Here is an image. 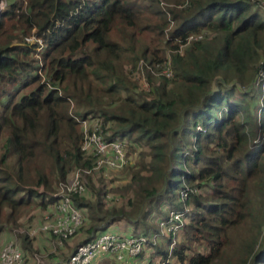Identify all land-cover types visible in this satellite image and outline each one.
Segmentation results:
<instances>
[{
	"label": "trees",
	"instance_id": "1",
	"mask_svg": "<svg viewBox=\"0 0 264 264\" xmlns=\"http://www.w3.org/2000/svg\"><path fill=\"white\" fill-rule=\"evenodd\" d=\"M140 59H169L172 77L147 74L145 92L134 81ZM73 116L97 118L107 141L148 157L124 186L73 198L74 236L84 234L74 250L103 233L149 236L150 223L187 206L172 264H264L261 226L244 227L250 183L254 194L264 186V141L254 143L264 134L260 0L10 2L0 12V234L53 205L69 168L92 166ZM111 192L126 204L105 206Z\"/></svg>",
	"mask_w": 264,
	"mask_h": 264
},
{
	"label": "built area",
	"instance_id": "2",
	"mask_svg": "<svg viewBox=\"0 0 264 264\" xmlns=\"http://www.w3.org/2000/svg\"><path fill=\"white\" fill-rule=\"evenodd\" d=\"M264 6V0H260ZM6 8V2L0 1V12ZM193 38H189L192 40ZM28 43L40 44L37 37L26 38ZM141 62V61H140ZM144 63L143 68H135L134 77L141 81L142 90L149 91L147 74L155 77H172L171 62L168 61L163 66L151 67ZM74 120L82 125L83 140L81 150L85 155L91 156L94 161L90 169L77 170L67 182L61 184L60 189L53 196L56 202L49 207L50 211L45 215L37 229L32 230L30 235L51 236L54 240L53 249L63 247L62 243L72 238L78 228L82 225V215L73 203L74 197H85L87 190L85 186V176L92 172H105L106 170H117L126 164V147L119 141H107V135L100 121L93 125L89 124L88 119H81L73 116ZM264 141V134L258 135L254 141ZM186 188L180 191L178 199L183 202L187 198ZM191 192H197L193 190ZM184 211L172 210L167 213L165 218L158 219L159 236L168 239L166 255L152 257L156 249V235L144 236H124L116 233H103L94 240L78 246L70 256L64 261H57L53 264H92L98 258H111L122 264L129 260L143 257L144 264H172L173 250L178 245L187 219L184 217L189 211L185 206ZM26 256L20 248L17 232H13V237L3 245L0 251V264H25Z\"/></svg>",
	"mask_w": 264,
	"mask_h": 264
},
{
	"label": "rangeland",
	"instance_id": "3",
	"mask_svg": "<svg viewBox=\"0 0 264 264\" xmlns=\"http://www.w3.org/2000/svg\"><path fill=\"white\" fill-rule=\"evenodd\" d=\"M3 1L6 2V7L8 6V4L10 2H13V0H3ZM164 7L167 8L170 6L168 4H164ZM31 37H34V36L31 35L30 38ZM184 48L185 47H182L181 51H183ZM35 58H39V56L38 57L35 56ZM144 62L146 63V61H144ZM133 67L139 68V69L143 68L144 63L140 59V60H138V62H136V64ZM157 79H159V77L153 76L150 78V80H157ZM134 81L142 89L141 81L136 79V78ZM74 108L75 107H74V103H73V105H71V108H70L71 113H74ZM97 120H98L97 118L88 119L90 125H93ZM79 128L80 129L83 128L81 124H79ZM125 152H126V164L123 166V168L117 169V170H106L105 172H92L91 174L85 176L84 183L86 186L87 195L83 198L87 199L88 201L94 202L96 196L94 195L93 189H97V188L99 189L102 184H106L107 189H112L114 187L124 186L126 183H128L130 181L131 171H135V170L139 169L138 164L140 162V157H141L140 153L144 154V159L146 160V163L148 162V157L145 156L146 154L143 151H140V150L135 151L132 147H127ZM90 168H83L82 170H86V169H90ZM79 169H80L79 167L78 168L77 167L69 168V172L67 174L66 179L56 185L54 193L60 189L59 186H61V184H64L65 182H67L69 180V178L71 177V175H73ZM253 184H254L253 182L250 183V187L248 190V198L251 202L250 208L252 210L254 217L252 218L251 221H248L244 227L247 230H251L253 228L252 224L253 225H257V224L260 225L261 226L260 227L261 228V237L263 238L264 237V186L262 187L261 190H259L258 194L257 193L254 194V190H256L257 187L254 188V190H253V187H254ZM254 195L256 198H254L255 199L254 203H252L251 200L253 199ZM102 199H103L105 206H107L108 208L115 207V208L119 209V208H121V206H124L126 204V200L123 199L122 197H120L115 192H111L110 194L108 193V194L104 195L102 197ZM32 216H33L32 220H28L27 215L22 216V218L20 220L19 227L15 228L11 231L17 232V239H19V238L21 239L23 236H27V239L30 242V245L32 247V252L27 253L25 264L48 263L49 261H51L54 258L51 256H55V255H52L50 253V248H51L50 243H53V238L51 236H49V237H51V240H48L49 243L47 245H45L42 243L43 239L41 238V236L38 237L37 234L30 235L32 230L37 229L38 224L41 223L42 221H44V217H42L41 215H39L36 212H33ZM150 224H152V225H149V226H153V227L157 226V229H158V223L157 222L156 223L152 222ZM9 232L6 231V232H3L2 234H0V251H1V248L3 247L2 245L8 240L7 237L8 236L10 237ZM82 238H84V234H82V233H80L76 236H73L70 239V241L68 243H66L67 246H64L65 252L67 251L68 254L71 253L72 250L75 248V246L78 244V241L80 242L82 240ZM180 240H181V237H180V239H178L177 244L180 243ZM159 248H160V250L165 251L167 249V246L166 245H160ZM64 260H65L64 258L59 259V261H64ZM105 264H113V263L106 262Z\"/></svg>",
	"mask_w": 264,
	"mask_h": 264
},
{
	"label": "crops",
	"instance_id": "4",
	"mask_svg": "<svg viewBox=\"0 0 264 264\" xmlns=\"http://www.w3.org/2000/svg\"><path fill=\"white\" fill-rule=\"evenodd\" d=\"M50 207V206H49ZM49 207H47V209L46 210H44V211H36V213H38L39 215H41L42 217H45V215L50 211V209H49ZM40 224L41 223H39L38 224V226H37V228L40 226ZM9 232V231H8ZM13 231H10L9 233H10V237L8 236L7 237V241L4 243V244H6L9 240H11L12 239V237H13V233H12ZM117 234V233H116ZM118 235H123L122 233L121 234H118ZM152 235H156V240H157V243H156V249H155V251L153 252V254L151 255L152 257H156V256H163V253H160V248H159V246L160 245H164V240H162V239H164L163 237H160L159 236V228H158V230H157V232H154V233H152V234H150L149 236H152ZM39 237V236H38ZM41 238L43 239L42 240V243L43 244H45V245H47L48 243H49V241L48 240H51V237H49V236H47V235H42L41 236ZM54 238V237H53ZM55 239V238H54ZM71 239V238H70ZM70 239H68V240H66V241H64L62 244V246L63 247H61V248H57V249H53V246H54V240H53V243H50V246H51V248H50V253L52 254V255H55V256H51V257H54L51 261H49L48 263H43V264H53V263H55V262H57V261H59V259H61V258H64L65 260L70 256V254H72L73 253V251H75L74 249L72 250V252L71 253H69L68 254V252L66 251L65 252V249H64V246H67L66 245V243H68L69 241H70ZM19 242H20V248H21V250H22V252L24 253V255L26 256L27 255V253H30V251H27V250H24L23 249V246H22V239H20L19 238ZM3 244V245H4ZM2 245V246H3ZM30 247H31V245H30ZM31 250H32V247H31ZM161 251H163V250H161ZM32 252V251H31ZM163 252H165L166 253V251H163ZM63 256V257H62ZM140 258V257H139ZM141 258H143V257H141ZM106 259H108V262H110L111 263V258H106ZM138 259V258H137ZM136 259H134V260H129L127 263H124V264H133L134 262H136L135 261ZM143 261L144 260H142V262H141V264L143 263ZM92 264H105V262L103 263V260H95ZM144 264V263H143Z\"/></svg>",
	"mask_w": 264,
	"mask_h": 264
}]
</instances>
